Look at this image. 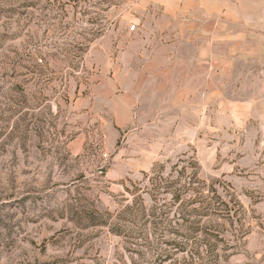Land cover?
Masks as SVG:
<instances>
[{"label": "rangeland", "instance_id": "obj_1", "mask_svg": "<svg viewBox=\"0 0 264 264\" xmlns=\"http://www.w3.org/2000/svg\"><path fill=\"white\" fill-rule=\"evenodd\" d=\"M54 2L0 0V264H264V56L216 0Z\"/></svg>", "mask_w": 264, "mask_h": 264}, {"label": "crops", "instance_id": "obj_2", "mask_svg": "<svg viewBox=\"0 0 264 264\" xmlns=\"http://www.w3.org/2000/svg\"><path fill=\"white\" fill-rule=\"evenodd\" d=\"M216 4L215 10L204 14L206 17L200 24L201 35L213 39L230 37L225 34V29L231 28V42L236 55L264 56V0H216ZM190 27L199 28L193 20ZM129 109L128 103L113 108L116 114Z\"/></svg>", "mask_w": 264, "mask_h": 264}, {"label": "trees", "instance_id": "obj_3", "mask_svg": "<svg viewBox=\"0 0 264 264\" xmlns=\"http://www.w3.org/2000/svg\"><path fill=\"white\" fill-rule=\"evenodd\" d=\"M54 4H55V5H58V4L61 5V2H60V0H55Z\"/></svg>", "mask_w": 264, "mask_h": 264}, {"label": "built area", "instance_id": "obj_4", "mask_svg": "<svg viewBox=\"0 0 264 264\" xmlns=\"http://www.w3.org/2000/svg\"><path fill=\"white\" fill-rule=\"evenodd\" d=\"M136 29V27L135 26H133L132 28H131V31H134Z\"/></svg>", "mask_w": 264, "mask_h": 264}]
</instances>
